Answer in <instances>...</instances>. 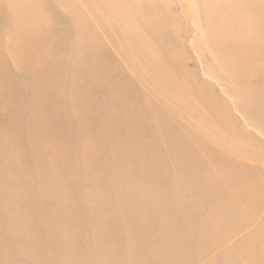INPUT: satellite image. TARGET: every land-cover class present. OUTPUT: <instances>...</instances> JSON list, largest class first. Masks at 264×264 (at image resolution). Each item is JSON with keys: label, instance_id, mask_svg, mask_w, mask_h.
I'll use <instances>...</instances> for the list:
<instances>
[{"label": "bare ground", "instance_id": "bare-ground-1", "mask_svg": "<svg viewBox=\"0 0 264 264\" xmlns=\"http://www.w3.org/2000/svg\"><path fill=\"white\" fill-rule=\"evenodd\" d=\"M81 1L0 0V264H264V178L215 130L264 138V0H192L214 84L163 0Z\"/></svg>", "mask_w": 264, "mask_h": 264}, {"label": "rangeland", "instance_id": "rangeland-1", "mask_svg": "<svg viewBox=\"0 0 264 264\" xmlns=\"http://www.w3.org/2000/svg\"><path fill=\"white\" fill-rule=\"evenodd\" d=\"M80 4L84 3L83 1L79 0ZM87 6L93 13H105L110 14V10L106 9L103 10L100 3H103V0H86ZM165 5L170 9L172 15H174L180 23H178L177 27L182 28L183 32H185V36H181V43L182 45H178L181 48L185 49L186 52V58L184 62V67L187 71L190 73H193L196 81L199 84H202L204 81H208L211 84H214L212 80H210L208 77L204 76L202 72V67L200 64V60L198 55L196 54V47L195 45L199 44V42L203 39V31L202 28L199 25L194 24L193 16L187 15L194 11V1L192 0H181L187 8L190 9L189 12H185L180 9L179 2L177 0H163ZM177 2V3H176ZM178 4V5H177ZM88 13L90 11L86 10ZM9 10L6 8L1 15V20H5V23L8 22L9 19ZM101 25V23H100ZM102 27L105 30L106 36L111 42V47H108L111 54L117 56V60L121 62V64L125 65L122 60L120 59V56L123 58V60H129L131 54L127 46L121 41L117 33L114 31V29L111 26H108L107 24L102 23ZM4 33V26L0 25V45H4L7 40V37ZM76 34L73 35L75 37ZM5 39V40H4ZM2 42V43H1ZM4 47V46H3ZM119 51V52H118ZM115 54H114V53ZM119 58V59H118ZM196 71V73H194ZM128 72V71H127ZM137 79L139 84L146 90L154 92L153 85L151 83V80L149 77H146L144 74L141 73V71L136 70ZM254 82V80H252ZM225 87V86H224ZM148 91V92H149ZM161 97L162 93L157 92ZM217 93L225 100L232 103L231 100H228V96L225 95L223 90L221 88H218ZM170 99L168 96L166 99H162L163 102L173 111L174 115L185 122L186 125L193 126L195 128H200L202 130L205 129V124L202 121H198L195 119V113L192 110H189L186 108V110L182 109H173ZM227 103V102H226ZM228 104V103H227ZM230 105V104H228ZM134 128L137 131H141L142 127L140 125L134 126ZM216 133L218 140L220 142V147L226 151L228 154H231L234 159L243 161L244 163H247L248 165H251L255 167L261 174V176L264 178V138L262 137L261 133L254 131L253 129H249L250 134L253 135L257 139V141L260 143L259 146H248L246 147H240L237 142V139L232 136L233 141V148L235 150H238L239 153H232L229 148L226 146V142L230 144V138L226 134L225 131L216 128ZM257 132V133H256ZM244 146V145H243ZM116 196V195H115ZM262 217L264 216V208L261 212ZM203 264V263H202Z\"/></svg>", "mask_w": 264, "mask_h": 264}]
</instances>
